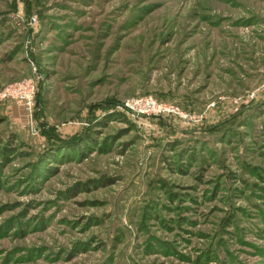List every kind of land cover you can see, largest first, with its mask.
Returning a JSON list of instances; mask_svg holds the SVG:
<instances>
[{
  "label": "rangeland",
  "instance_id": "rangeland-1",
  "mask_svg": "<svg viewBox=\"0 0 264 264\" xmlns=\"http://www.w3.org/2000/svg\"><path fill=\"white\" fill-rule=\"evenodd\" d=\"M30 77L0 264H264V0H0V90Z\"/></svg>",
  "mask_w": 264,
  "mask_h": 264
},
{
  "label": "built area",
  "instance_id": "built-area-1",
  "mask_svg": "<svg viewBox=\"0 0 264 264\" xmlns=\"http://www.w3.org/2000/svg\"><path fill=\"white\" fill-rule=\"evenodd\" d=\"M35 94V82L30 78H25L14 83L4 86L0 90V99H10L21 104L26 110H30L33 104ZM253 93L246 94V99L251 97ZM240 98L235 99V103H242ZM124 107L136 114L143 116L150 115H171L183 119H190L189 114L182 111L174 104L158 102L150 95H141L127 99L124 102Z\"/></svg>",
  "mask_w": 264,
  "mask_h": 264
}]
</instances>
